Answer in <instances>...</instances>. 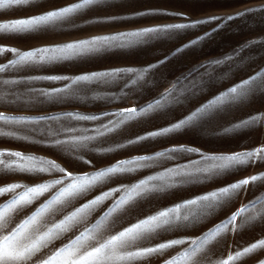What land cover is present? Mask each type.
Here are the masks:
<instances>
[{"label": "snow or ice", "instance_id": "1", "mask_svg": "<svg viewBox=\"0 0 264 264\" xmlns=\"http://www.w3.org/2000/svg\"><path fill=\"white\" fill-rule=\"evenodd\" d=\"M116 6L113 0H74L47 9L38 0H0V16L10 10L41 9L30 16L0 21V37L47 33L64 27L77 29L80 27L78 18ZM261 11L264 8H249L223 20L233 21L237 17H246L247 13ZM132 15L183 14L148 9ZM125 19L129 17L109 15L96 18V22ZM221 19L209 17L167 23L31 51L0 47V56L12 53L15 57L0 64V73L84 60L116 49L149 46L154 41L171 40L182 31ZM222 26L191 39L163 59L141 66L0 81L4 85L35 81L62 84L51 89H28L43 97L42 102L53 104L72 101L110 104L116 100L126 103L133 94L144 96L156 92L144 103L137 101L136 106L104 110L99 114L76 110L31 116L8 115L0 111V138L46 144L60 158H66L67 165L62 167L54 160L20 151H0V179L22 174L39 181L0 186V264H132L136 261L160 264L162 258V264H241L253 258L256 264H264V258H261L264 256V236L234 252L229 251L226 258L212 259L214 245L227 234L255 228L264 230V171L193 193L171 206H160V201L176 191L206 187L238 174L257 161L264 162V147L223 153L207 152L194 144H178L104 167L93 163L95 157L107 156L145 141L185 135L231 137L264 125V112L221 125V121L235 110L264 95V67L217 91L202 103H193L259 59L253 53L243 54L254 46L264 45V37L248 40L221 57L204 60L171 81L158 75L161 66L186 50L201 47ZM164 83L168 86L161 90L160 85ZM113 85L121 95L97 91ZM16 100H20L19 95ZM2 102H5L4 95H0ZM97 121L100 123L93 128L80 126L81 122ZM155 121L166 123L143 135L118 139L134 126ZM41 122H45L42 127H35ZM6 127L9 130H4ZM36 136L41 139H34ZM6 157L14 159L6 160ZM182 158L187 162L181 163ZM169 162L171 166H168ZM81 165H90L93 170H69L79 169ZM140 173L146 174L138 175ZM249 192L256 195L244 202L242 198ZM237 201L240 203L231 214L207 231L194 237L187 234ZM158 238V243L141 246L142 242Z\"/></svg>", "mask_w": 264, "mask_h": 264}, {"label": "rangeland", "instance_id": "2", "mask_svg": "<svg viewBox=\"0 0 264 264\" xmlns=\"http://www.w3.org/2000/svg\"><path fill=\"white\" fill-rule=\"evenodd\" d=\"M74 0H38V3L43 8L51 9L53 7L62 6ZM117 5L113 8L100 9L88 13L85 17H80L77 23L80 25L77 29L71 28H56L47 33H38L20 37H0V47L17 48L21 51H31L41 47H53L64 43L75 42L78 40L91 39L95 36L112 35L120 32L136 31L144 27L157 26L167 23H185L189 20L207 19L209 17H221V20H215L208 24L198 25L196 29L185 30L180 32L171 40L161 39L154 41L149 46H136L129 49H116L102 53L93 58H85L84 60L66 61L59 64H53L43 67H34L31 69H10L5 73H0V81L3 80H21L32 76L43 75H76L82 72L102 71L111 68L126 67V66H141L147 63L156 62L170 55L176 48L181 47L191 39H194L205 32L216 29L218 25H223L218 31L214 32L210 39H207L201 47L186 50L183 54L169 60L165 65L161 66L158 72L159 76L165 77L167 81H171L181 73L188 71L194 65L203 62L204 60L221 57L226 53L233 51L239 45L251 39L264 37V11L259 13H247L246 17H237L233 21H225L223 18L235 15L238 12H244L246 9L261 7L264 8V0H113ZM160 9L165 12L182 13V16L169 15H153V16H133L132 13L148 10ZM40 8L10 10L6 15L0 16V21L7 19H16L30 16L40 11ZM109 15L128 16L129 19L117 20L109 23H97L96 18ZM250 53L259 56V59L253 61L245 70H241L218 87L211 89L198 100L193 101L194 104L202 103L210 98L217 91L223 90L232 84L239 82L242 79L254 74V71L264 67V45L254 46L245 51L243 55L247 56ZM12 53H4L0 56V64L14 59ZM62 84L51 83L49 81H35L31 84H0V95L5 96V102L0 103V111L8 115H31L39 116L43 114H60L63 111H82L85 113L99 114L101 111H117L121 107L136 106L137 101L140 103L146 102L149 98L154 97L156 92H149L144 96L138 93L128 97L126 103L123 101H113L110 104L103 102L80 104L76 101L53 104L42 102L43 97H39L38 93H32L28 89L61 87ZM167 83L161 84L160 89L167 87ZM151 87V85L149 86ZM101 94L107 93L110 95L119 96L120 91L116 85L111 88H101L97 90ZM127 91V90H125ZM91 94V93H90ZM20 96V100H16V96ZM8 101H13L8 103ZM264 112V95L254 100L245 107L238 108L230 116L221 121V125H226L231 122H236L247 118L250 115ZM108 118H105L107 120ZM45 122H41L35 127H42ZM100 122H81V127L93 128ZM165 121H155L147 125L132 127L128 133L118 139L132 138L136 135H143L148 131L156 130L158 127L164 126ZM4 130H9L7 127ZM225 138V139H224ZM40 140L39 136L34 137ZM178 144H194L202 147L207 152H223L232 153L244 150H252L257 147H264V125L257 127L254 130L241 132L231 137H193L190 135L174 137V138H159L156 141H145L141 145L132 146L128 149L120 150L116 153L109 154L103 157H95L93 163L97 167H104L118 160L133 158L137 155L151 154L152 152L165 149L171 145ZM0 151H20L24 154H32L38 157L54 160L62 167L66 165V158H60V155L52 149H49L46 144L28 143L24 141L0 138ZM6 160L14 158H5ZM181 163L187 162L185 159L180 160ZM168 166H171L169 162ZM75 171H91L90 165H81L79 169H69ZM264 171V162L257 161L255 165L250 166L236 175L224 177L218 181L209 183L206 187H197L191 190L176 191L167 198L160 201V206H171L174 202H179L181 199L188 198L193 193L211 190L212 188L223 185L234 180H238L250 174H256ZM146 173H140L143 175ZM58 176V174H57ZM55 178V177H46ZM24 182L33 183L39 182L35 178L28 177L22 174L9 175L6 179H0V186L4 183ZM115 186V185H113ZM256 193L249 192L242 199L244 202L253 198ZM240 201L232 205L231 208H226L218 212L212 219L207 221L200 227L190 230L189 236H198L202 232L207 231L215 224L219 223L231 214ZM264 236V230L255 228L243 233H229L216 243L212 249L214 255L213 260L226 258L229 251H236L237 248H242L257 239ZM174 238V237H166ZM158 238L152 242H142L141 246H149L151 243H158ZM59 243V242H57ZM261 258H264L262 256ZM163 259V258H162ZM162 259L160 264H162ZM132 264H145V262H132ZM241 264H256L255 258L248 259Z\"/></svg>", "mask_w": 264, "mask_h": 264}, {"label": "bare ground", "instance_id": "3", "mask_svg": "<svg viewBox=\"0 0 264 264\" xmlns=\"http://www.w3.org/2000/svg\"><path fill=\"white\" fill-rule=\"evenodd\" d=\"M225 139V138H224Z\"/></svg>", "mask_w": 264, "mask_h": 264}]
</instances>
